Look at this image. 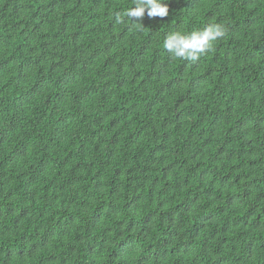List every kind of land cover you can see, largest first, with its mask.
<instances>
[{
    "label": "trees",
    "instance_id": "1",
    "mask_svg": "<svg viewBox=\"0 0 264 264\" xmlns=\"http://www.w3.org/2000/svg\"><path fill=\"white\" fill-rule=\"evenodd\" d=\"M134 3L0 0V264H264V0Z\"/></svg>",
    "mask_w": 264,
    "mask_h": 264
},
{
    "label": "clouds",
    "instance_id": "2",
    "mask_svg": "<svg viewBox=\"0 0 264 264\" xmlns=\"http://www.w3.org/2000/svg\"><path fill=\"white\" fill-rule=\"evenodd\" d=\"M146 10L151 18L157 16L163 18L169 14V5L166 0H135L132 7L123 13L117 12L115 14V22L124 23L125 18L133 22L134 17H143ZM225 34L226 28L223 24L209 23L205 27L190 33L180 31L169 33L163 41V47L174 59L195 61L204 53L211 51L214 42L220 40Z\"/></svg>",
    "mask_w": 264,
    "mask_h": 264
}]
</instances>
